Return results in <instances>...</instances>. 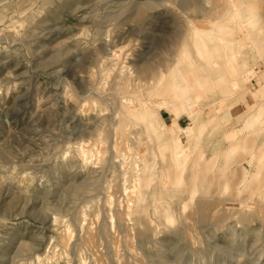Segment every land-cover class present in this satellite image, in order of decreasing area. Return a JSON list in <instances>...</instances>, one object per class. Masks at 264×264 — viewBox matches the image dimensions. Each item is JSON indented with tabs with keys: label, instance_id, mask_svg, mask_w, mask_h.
<instances>
[{
	"label": "rangeland",
	"instance_id": "obj_1",
	"mask_svg": "<svg viewBox=\"0 0 264 264\" xmlns=\"http://www.w3.org/2000/svg\"><path fill=\"white\" fill-rule=\"evenodd\" d=\"M220 1L0 0V264H264V219H254L236 234L221 226H234L254 213L255 204L241 208L245 205L241 197L248 191L235 192L238 198L227 199L225 207L219 204L223 184L233 182L228 187L232 190L234 179L243 173L255 174L259 168L252 185L247 184L252 189L256 184L260 189L264 186V62L257 59L262 52L253 51L251 44L255 41L264 50V0H231L222 16L234 17L240 27L232 24L229 32L236 33L234 39H228L226 30H218L223 23L194 17L195 11L203 15L216 4L221 7L225 0ZM191 22L213 38L228 40L212 47L211 53L224 56L223 46L235 48L245 39V53L238 56L237 64H227L224 58L209 66L201 64L187 36ZM150 36L160 43L152 44ZM183 43L198 61L200 69H189H198L199 79L186 72L187 66L178 65L176 52H181ZM170 48L174 51L168 68L155 79L147 77V82L136 85L137 80H132L129 98L133 100L117 97L113 103L108 88L123 65L133 71L140 59L148 58L156 66L159 59L169 57ZM178 67L173 75L171 69ZM181 73H189L188 83ZM138 102L145 106L136 119L119 108L121 103L133 107ZM175 116L180 123L169 125V118ZM190 116L198 128L180 137L179 130L189 125ZM144 162L148 168L141 172ZM138 175L150 182L141 186L137 200L130 194L137 190ZM117 178L121 180L116 182ZM193 180L199 183L195 201L218 200L212 212L220 219L216 228L205 229L181 217L190 209L185 197ZM116 186L120 189L115 193ZM202 188L209 191L206 197ZM83 190L88 192L82 194ZM111 204L132 206L133 216L147 224L135 231L145 228L146 233L126 243L124 226H111L105 220ZM78 216L82 228L73 222ZM197 232L200 237L191 241L189 236Z\"/></svg>",
	"mask_w": 264,
	"mask_h": 264
},
{
	"label": "bare ground",
	"instance_id": "obj_2",
	"mask_svg": "<svg viewBox=\"0 0 264 264\" xmlns=\"http://www.w3.org/2000/svg\"><path fill=\"white\" fill-rule=\"evenodd\" d=\"M223 1V0H222ZM222 1H220V2H222ZM218 2V1H217ZM230 2H231V0H225V2H223V5L221 4V7H220V5L218 6L217 4L216 5H214L209 11H208V13H204L203 15H201L200 13H197V11H195L196 13H195V18H199V19H201V20H207L208 22H210L211 24L212 23H223L222 24V26L221 27H219V31H223V30H226L227 32L225 33L227 36H228V39H234V36H237L236 35V33H232V32H229V31H231L232 29H233V26H232V24H234V26H235V28H239L240 29V27H237L235 24H237L236 23V20L235 19H233L234 17H226V18H223V17H225V16H222L223 15V13L225 12V10L227 9V6H230ZM137 3V2H136ZM215 3V2H214ZM220 4V3H219ZM149 4H147V6H148ZM129 7V6H128ZM127 7V8H128ZM184 7V6H183ZM196 7H198V6H196ZM140 8V7H139ZM143 8V7H142ZM149 8V7H148ZM147 8V9H148ZM217 8H222V9H220L219 11H217L216 9ZM229 8V7H228ZM146 9V8H145ZM182 9V8H181ZM198 9H200V7L198 8ZM231 9V8H230ZM229 9V10H230ZM139 10V9H138ZM227 11V10H226ZM231 11V10H230ZM200 12V11H199ZM229 12V11H228ZM139 13H141V10L140 11H138L137 12V15L135 16V17H138V14ZM201 13H202V11H201ZM198 14H200V15H198ZM252 16V15H251ZM250 16V17H251ZM134 17V18H135ZM142 17H144V20H145V16H143L142 15ZM252 18V17H251ZM136 19V18H135ZM139 19V18H138ZM235 20V21H234ZM253 19H251V21H252ZM234 23H233V22ZM34 22V21H33ZM135 22V21H134ZM145 22V21H144ZM202 22V21H201ZM241 22V21H240ZM142 23H143V20H142ZM203 23V22H202ZM243 24V23H242ZM190 26H191V30H190V32H189V34L190 35H187V36H191L190 38H191V43L190 44H192V49L194 48V51H195V54L197 55L196 57L198 58L197 60H199L200 62L201 61H203L204 62V64H206V66H209L208 65V63H210V62H217V63H219L220 62V60H222L223 58V61L225 62V63H229V62H232V63H235V64H237V61L239 60L238 59V56L239 55H241V54H243V53H245V47H246V40L244 39L242 42H240L239 43V46L238 47H227V46H223L224 48H225V55L224 56H222L221 54H218V53H211L210 52V50H211V48L212 47H214L215 45H217L218 43H222V44H224V43H227L228 42V40H226L225 39V37H221V38H219V39H217L216 37H214L213 38V34H209V32H207V31H202V27H199V26H197V25H195V24H193V22H191L190 23ZM153 27V26H152ZM139 31V30H138ZM201 31H202V34H201ZM131 33V32H130ZM204 33H206V34H204ZM127 34V33H126ZM165 34V33H164ZM180 34V33H179ZM167 35H170V34H167ZM175 35H177V34H175ZM161 36V35H160ZM179 36V35H178ZM184 36V35H183ZM163 37H165V36H163ZM167 37V36H166ZM185 37V36H184ZM149 38V37H148ZM172 38V37H171ZM236 38V37H235ZM150 39L153 41L152 42V44H155L157 41H156V38L154 37V36H150ZM158 39V38H157ZM169 39V38H168ZM182 40H183V37L181 38ZM185 39V38H184ZM161 40H162V38H161ZM172 41V40H171ZM235 41V40H234ZM166 42V41H165ZM173 42V41H172ZM185 42H187V41H185ZM157 43H160L159 41L157 42ZM156 43V44H157ZM163 43V42H162ZM167 43V42H166ZM170 44H171V42H169ZM175 43H176V41H175ZM179 43H182V42H179ZM187 43H189V42H187ZM230 43V42H229ZM251 44H252V50L253 51H257V52H262L261 54H258V58L257 59H259L260 61H262V62H264V53H263V51H261V45L260 44H258V43H256L255 41H251ZM166 45V44H165ZM168 45V44H167ZM166 45V46H167ZM176 45H177V43H176ZM183 46V48L181 47V52H176L177 54L178 53H180L179 55H177V57L179 58V61H178V65H180L181 66V64L182 65H185V66H187L188 67V70L186 71V72H189V73H192L195 77H197V79H199V77H200V75L198 74L199 73V71H198V69H196V70H193V71H190V69H189V67H191V66H195V68L196 67H198L199 69H200V66L197 64L198 63V61L196 60V59H194V57L192 56V54H191V52H192V50H189V48H187L188 46L186 45V43L184 44H182ZM180 46H181V44H180ZM155 48H157L158 49V51H159V48L158 47H156V45L154 46ZM263 47H264V42H263ZM167 48V47H166ZM151 50H156L157 51V49H152V48H150ZM164 49H165V46H164ZM164 49H162V50H164ZM166 50V49H165ZM171 50H173L172 48H170V49H168L167 51H169V57H163V59H159L158 60V63L156 64V66H153L152 64H150L149 63V59L148 58H146L145 56H146V54H144L145 56V58H146V60H144V61H141V59L139 60V65H135V73H134V70L132 71V68H129V66H124L123 65V67L117 72V74H116V76H115V78H114V80L112 81V82H110L111 84L109 85V88H108V91L110 90L111 92L109 93V95H110V97H111V99L113 100V103L115 104V100L117 99V97H119L121 100H123V99H128V100H133V99H130L129 98V95H130V93H132L133 92V90L130 88L129 89V87H130V85H131V83H132V80H137V83H136V85L137 84H140V82L141 81H143V80H145L147 77L149 78V79H155V77H157V75H158V73L160 72V71H163L164 69H166V68H168L169 67V62H167V61H171V53H173V51H171ZM179 50V51H180ZM176 51V50H175ZM191 51V52H190ZM193 51V52H194ZM153 52V51H152ZM66 53V52H65ZM141 53V52H140ZM155 53H157V52H155ZM175 53V52H174ZM151 53L149 52V54L148 55H150ZM158 54V53H157ZM194 54V53H193ZM194 54V55H195ZM141 56H142V54H141ZM155 56V55H154ZM140 57V56H139ZM147 57H149V56H147ZM159 58V57H158ZM148 59V60H147ZM257 59H255V60H257ZM157 60V59H156ZM135 61H136V59H135ZM154 63V61H152L151 60V63ZM131 63V62H130ZM131 64H133V62L131 63ZM201 64H202V62H201ZM198 65V66H197ZM158 67H162V69L160 70ZM184 66H182L181 68H183ZM180 67H178V68H173V69H171V71H173L174 72V74L173 75H176L175 74V72H177V70L179 69ZM130 74V75H128V73ZM172 72V73H173ZM189 73H187V74H189ZM134 74V76H132ZM184 74V75H183ZM186 73H181V78H182V80L184 81V83H188L187 82V79H188V75H187ZM202 75V74H201ZM89 76V75H88ZM117 76H119V77H117ZM113 79V78H112ZM196 79V78H195ZM148 80V79H147ZM146 81V80H145ZM147 82V81H146ZM232 84L235 86V84H236V81H233L232 82ZM133 85V84H132ZM178 87H180V84H178ZM102 90V89H101ZM100 91V90H99ZM99 91H97L96 93H97V98H99L101 101H103V97H102V95H101V93L99 92ZM102 92V91H101ZM105 92V91H104ZM99 93V94H98ZM103 93V92H102ZM107 94V93H106ZM199 95V94H198ZM113 96V97H112ZM95 97V96H94ZM145 100V99H144ZM113 103L111 102L110 104L108 103L107 105H108V107L110 108V110H111V107H112V109H113ZM142 105H144L143 103H142ZM139 102H138V104H136L135 106H129V105H126V104H120L119 106V108L121 109V111L122 112H124L125 113V116L127 115V116H131L133 119H136V118H138L139 117V114H138V110H140L141 111V109H144L143 107H141L142 106ZM111 106V107H110ZM137 106V107H136ZM145 106V105H144ZM213 110V109H212ZM109 115V114H108ZM108 115H106V116H108ZM178 116H175V118H177ZM191 118H190V122H189V125L187 126V127H181L180 128V130H179V132H180V134H178L180 137H183V135L184 134H186V133H189L190 134V132H193V130L194 129H196V128H198V124L195 122V120H194V117H192V116H190ZM109 118V117H108ZM106 119H107V117H106ZM112 119V118H111ZM100 120V119H99ZM143 120H147V117H144L143 118ZM248 120H249V118H248ZM104 122V121H103ZM110 124V123H109ZM174 124V123H173ZM165 125V124H164ZM166 127V126H165ZM216 127V126H215ZM217 128V127H216ZM209 129H210V127H209ZM215 129V128H214ZM111 130V129H110ZM127 130V129H126ZM199 133V132H198ZM122 135V134H121ZM121 135L119 136V137H121ZM103 136V135H102ZM187 136H188V134H187ZM110 137V136H109ZM122 137H124L123 135H122ZM126 137V136H125ZM249 138V137H248ZM123 139V138H122ZM211 139H213V138H211ZM103 143V142H102ZM101 143V144H102ZM244 143V142H243ZM100 144V145H101ZM117 144H119V143H117ZM122 144V143H121ZM98 145V144H97ZM109 145V147H107L108 148V150H110L109 151V153L111 152V146H110V144H108ZM122 146V145H121ZM219 147V145H216V147ZM215 147V146H214ZM214 147H212V149L214 148ZM215 147V148H216ZM241 147H243L244 148V146L243 145H241ZM101 148V147H100ZM113 149H114V147H113ZM211 149V148H210ZM209 149V150H210ZM206 151V150H205ZM208 151V150H207ZM206 151V152H207ZM78 152V151H77ZM205 152V153H206ZM71 153V152H70ZM205 153H204V155H205ZM79 154V153H78ZM100 154V153H99ZM112 154H113V152H112ZM123 155V154H122ZM163 155V154H162ZM253 155V154H252ZM112 156V155H111ZM114 157V156H113ZM113 157H111L112 158V160H113ZM174 157H176V156H174ZM250 157V156H249ZM109 158V157H108ZM160 158V157H159ZM253 158V157H252ZM112 160H111V162H112ZM97 161V160H96ZM262 160L260 159L259 160V162H261ZM109 162V160L107 161V163ZM113 162H115V161H113ZM97 163H99L98 161H97ZM141 163V162H140ZM247 163V162H246ZM94 164H95V162H94ZM100 164V163H99ZM238 165V164H237ZM96 166V165H95ZM100 166H102L101 164H100ZM163 166V165H162ZM263 166V165H262ZM97 167H98V164H97ZM94 168H96V167H94ZM99 168V167H98ZM148 168V165H146V163L144 162L143 163V166H142V169H141V172H145L146 171V169ZM262 168V167H261ZM99 169H101V168H99ZM102 169H103V167H102ZM164 169V168H163ZM254 169V168H253ZM259 168H257L256 170H255V174H251V173H243L241 176H240V178L239 179H234V180H236L237 181V184H236V186L234 185V188L232 189V190H228V187L229 186H231L232 184H233V182H232V184L230 183V185H228L227 183L225 184H223V187L221 188L222 189V192L221 191H219L220 192V194H222L221 196H222V201L221 202H219V204L220 205H222V206H226L225 205V201L227 200V199H231V200H233V199H236V198H238V196L236 197V194H238V193H240V192H242L243 193V191H248V192H246V194H245V196L242 194V196H244V197H241V202H243L245 205H243V206H241V208H246V209H251L252 207L250 206L251 204H255L256 205V209L254 210V213L253 214H251V215H248V216H245V217H243L242 219H240V220H237L236 222H235V224H234V226H231V225H229V224H222L221 226L223 227V228H226V229H228V230H230L231 232H233V233H235V232H238V230L237 229H239L240 227H249V226H251L252 224H253V222L252 221H254V219H256V220H258V221H261V219H264V192H263V188H264V186L260 189V186H258L255 182V184H256V189H252L247 183H249V182H251V184L250 185H252V183H253V181H252V179H254L256 176H257V174H258V170ZM155 170V169H154ZM165 170V169H164ZM149 171V170H148ZM158 171V170H157ZM99 172V171H98ZM121 172V171H120ZM140 172V173H141ZM168 172V171H167ZM152 173V172H151ZM154 173V172H153ZM158 173H159V171H158ZM164 173H166V172H164ZM130 174V173H129ZM141 174H143V173H141ZM118 175H120L119 173H118ZM117 175V176H118ZM121 175H122V173H121ZM131 175H132V173H131ZM134 175V174H133ZM154 175H156V174H154ZM154 175H151V176H154ZM233 175V174H232ZM123 176V175H122ZM145 176V175H144ZM148 176V175H147ZM158 176V175H157ZM111 177V176H110ZM125 177V176H124ZM135 178V177H134ZM132 179V180H135V179ZM147 178V177H146ZM149 178V177H148ZM158 178V177H157ZM156 178V179H157ZM167 178V177H166ZM119 178H117V180H118ZM121 179H122V177H121ZM120 179V180H121ZM151 179H152V177H151ZM110 180V179H109ZM120 180H118V181H116V182H119ZM149 180V179H148ZM147 179L145 180L146 182L148 181ZM164 180H165V176H164ZM167 180V179H166ZM263 180V179H262ZM144 177L142 176V175H138L137 176V179H136V181H135V183H134V186H136L137 187V190L136 189H134V191H132L133 192V195L132 194H130V198H138V196L141 198V196H140V194H141V188H142V190H143V187H141V186H143V184H144ZM179 181H181V179L179 180ZM204 181V180H203ZM125 182V181H124ZM148 182H150V180L148 181ZM156 182V181H155ZM158 182V181H157ZM235 182V181H234ZM260 182V181H259ZM104 183H107V182H104ZM110 183V185H112L111 184V182H109ZM126 183V182H125ZM159 183V182H158ZM163 183H164V181H163ZM236 183V182H235ZM234 183V184H235ZM261 183V182H260ZM115 184V183H114ZM117 184V183H116ZM122 184V183H121ZM124 184V183H123ZM122 184V185H123ZM147 184V183H146ZM153 184H154V182H153ZM192 184V189H190V193H189V191H187V193H189L187 196L188 197H185L186 199H187V202L189 203V210H188V212L186 213V215H185V217H183V216H181V214L179 215V216H181L182 218H184L183 219V221L185 220V219H188V220H190V222L192 221L194 224H196V225H199V226H204L205 227V229L206 228H209V227H215L216 228V226H218L219 225V223H220V219H219V217L217 218V217H214L213 216V214H212V212H213V210H214V208H215V206L216 205H218V200L216 201V200H213V201H208V200H198V201H195L194 200V197L196 196V192L197 191H199V183L197 182V181H195V180H193V182L191 183ZM109 185V184H108ZM107 185V186H108ZM129 185V184H128ZM132 185V184H131ZM152 185V184H151ZM77 186V185H76ZM160 186H162L161 184H160ZM210 186H211V184H210ZM109 187V186H108ZM163 187V186H162ZM165 187H167V186H165ZM82 188V187H81ZM130 188V187H129ZM135 188V187H134ZM159 188V187H158ZM105 189H107V187L105 188ZM114 189V188H113ZM119 186H116V188L114 189V192L116 193V192H118L119 191ZM123 189V188H122ZM125 189V188H124ZM163 189H164V187H163ZM263 189V190H262ZM82 190V189H81ZM145 190H149L150 191V189H147V187L145 188ZM144 190V191H145ZM159 190V189H158ZM165 190V189H164ZM74 191H76V189L74 190ZM80 191V190H79ZM105 191V190H104ZM122 191H124V190H122ZM127 191H129V190H127ZM86 192H88V190H83V192H82V194H85ZM111 192V191H110ZM113 192V193H114ZM148 192V191H147ZM157 193H158V191H156ZM201 194L204 196V197H206V195L209 193V191L208 190H206V188H202V190H201ZM224 192V193H223ZM235 192H236V194H235ZM104 193V192H103ZM107 193V192H106ZM105 193V194H106ZM125 193V192H124ZM128 193V192H127ZM150 193V192H149ZM198 193V192H197ZM227 193V194H226ZM77 194V193H76ZM148 194V193H147ZM72 195H74V194H72ZM110 195V194H109ZM112 196H113V194H111ZM127 195V194H126ZM156 195H158V194H156ZM78 196V195H77ZM105 196V195H104ZM115 196V195H114ZM129 196V195H128ZM143 196H145L144 194H143ZM165 196H166V194H165ZM147 197V196H146ZM157 197V196H156ZM167 197V196H166ZM116 198V197H115ZM115 198H113V199H115ZM125 198V197H124ZM124 198H122L123 200H125L126 201V198L124 199ZM129 198V199H130ZM145 198V197H144ZM185 198H183L181 201H184L185 200ZM203 198V197H202ZM111 199V198H110ZM143 199V198H142ZM141 199V200H142ZM147 199V198H146ZM116 201H117V199H115ZM135 200V199H134ZM138 200V199H137ZM144 200V199H143ZM113 201V200H112ZM115 201V202H116ZM142 202H144V201H142ZM156 202V201H155ZM154 202V203H155ZM165 202V201H164ZM112 203V202H111ZM126 203V202H125ZM131 203H133L132 201H131ZM147 203H148V199H147ZM161 203V202H160ZM184 203L185 202H183V205H184ZM251 203V204H250ZM120 204H121V202H120ZM130 204V203H129ZM158 204V203H157ZM156 204V205H157ZM161 204H163V203H161ZM168 204V203H167ZM106 205V204H105ZM113 204H111V206H112ZM148 205H149V203H148ZM152 205V204H151ZM178 205V204H177ZM179 205H182V203L181 204H179ZM103 206V205H102ZM110 206V207H111ZM150 206V205H149ZM154 206H155V204H154ZM154 206H152V208L154 207ZM170 206V205H169ZM172 206V205H171ZM185 206V205H184ZM132 207V206H131ZM131 207H130V205H126V206H118V205H115V206H112V208H110L109 210H108V213L105 215V220L106 219H109V224L111 225V226H114V225H116L117 227H119V228H121L122 226H124V236H125V239H126V243H129V242H132V240L134 239V238H138V237H141L144 233H146L145 232V228H144V231H143V229L142 230H139L138 232L137 231H135L136 230V228H137V226H143V227H147V224L143 221V219H141V218H135L134 216H133V214H132V209H131ZM148 207V206H147ZM151 207V206H150ZM149 207V208H150ZM164 205L162 206V208L164 209ZM175 207H176V205H175ZM155 208V207H154ZM156 208H158V207H156ZM160 208H161V206H160ZM170 208V207H169ZM173 208V207H172ZM172 208H171V210H172ZM180 208V207H179ZM218 208V207H217ZM254 208V207H253ZM99 209V208H98ZM142 209V208H141ZM168 209V208H167ZM173 209H175V208H173ZM216 209V208H215ZM106 210V209H105ZM147 210V209H146ZM158 210V209H157ZM165 210V209H164ZM163 210V211H164ZM136 211V210H135ZM142 211V210H141ZM155 211V210H154ZM153 211V212H154ZM161 212H162V210H160ZM169 211V210H168ZM173 211V210H172ZM186 211V210H185ZM215 211V210H214ZM156 212V211H155ZM166 212V211H165ZM175 212V211H174ZM180 212V211H179ZM217 212V211H216ZM215 212V213H216ZM147 213H149L148 211H147ZM151 213V212H150ZM150 213H149V215H150ZM160 213V212H159ZM164 212H162V214H163ZM146 214V213H145ZM155 214V213H154ZM171 214H173V213H171ZM217 214V213H216ZM151 215H152V213H151ZM150 215V216H151ZM163 215H165V214H163ZM184 215V214H183ZM82 216V215H81ZM168 216V215H167ZM220 216V215H219ZM154 218V216H151V218ZM162 217V216H161ZM172 217V216H171ZM173 217H176V216H173ZM178 217V216H177ZM78 218H79V216L78 217H76L75 218V220L73 221L74 223H75V225L76 226H80V225H78L77 224V220H78ZM152 218V219H153ZM164 218H165V216H164ZM55 219V218H54ZM159 219V218H158ZM174 220H175V218H174ZM178 220V219H177ZM155 221H156V219H155ZM160 221V220H159ZM99 222L97 221V224H98ZM101 223V222H100ZM179 223V222H178ZM87 224V223H86ZM85 224V225H86ZM262 225H263V223H261ZM57 225V224H56ZM100 225V224H99ZM103 225H106L105 223H103ZM102 225V227H104ZM180 225H182V223L180 224ZM183 225H186V224H183ZM182 225V226H183ZM54 226V225H53ZM177 226H178V224H177ZM195 226V225H194ZM193 226V227H194ZM256 226V225H255ZM81 228H82V226H80ZM83 227H84V225H83ZM97 227H98V225H97ZM116 227V228H117ZM162 227V226H161ZM186 227H188V226H186ZM263 227V226H262ZM109 228V227H108ZM123 228V227H122ZM142 228V227H141ZM221 228V227H220ZM80 229V228H79ZM104 229H106V228H104ZM110 229V228H109ZM164 229V228H163ZM225 229V230H226ZM263 229H264V227H263ZM166 230V229H165ZM172 230V229H171ZM174 230V229H173ZM173 230L171 231V233H174L173 232ZM177 230V229H176ZM179 230V229H178ZM177 230V231H178ZM224 230V231H225ZM60 231V230H59ZM82 231V230H81ZM90 230H88V232H89ZM106 231V230H105ZM132 231H134V233H132V234H134L133 236L131 235V233L130 232H132ZM193 231V230H192ZM253 231V230H252ZM71 232V231H70ZM95 232H96V230H95ZM108 232H109V230H108ZM255 232V231H254ZM260 232V231H259ZM61 233V232H60ZM91 233H92V231H91ZM167 233V232H166ZM194 233V232H193ZM232 233V234H233ZM62 234V233H61ZM87 234V233H86ZM157 234V233H156ZM170 234V233H169ZM200 234H201V232H197L195 235H192L191 234V236H189V239L191 240V241H196L199 237H200ZM212 234V233H211ZM236 234V233H235ZM91 235V234H90ZM176 235V234H175ZM252 235V234H251ZM254 235V234H253ZM67 236V235H66ZM93 236V235H92ZM107 236V235H106ZM157 236V235H156ZM188 236V235H187ZM204 236H206V235H204ZM247 236V235H246ZM246 236L244 237V238H246ZM230 237H231V235H230ZM238 237V236H237ZM257 237V236H256ZM255 237V238H256ZM260 237V236H259ZM71 238V237H70ZM80 238H82V236L80 237ZM96 238V237H95ZM109 238V237H108ZM122 238V237H121ZM250 238V237H249ZM60 239V238H59ZM84 239V238H83ZM89 239V238H88ZM150 239H152V238H150ZM149 239V240H150ZM232 239V238H231ZM242 240H244L243 238H241ZM254 239V238H253ZM144 240H146L147 241V239H144ZM144 240H142V241H144ZM155 240H156V237H155ZM200 240V239H199ZM252 240V239H251ZM260 240V239H259ZM258 240V243H261V240L259 241ZM67 241H69V243H70V240H67ZM89 241V240H88ZM141 241V240H140ZM141 241V242H142ZM223 241L225 242V238L223 239ZM231 241V240H230ZM244 241H246V240H244ZM253 241H256V239L255 240H253ZM263 241V240H262ZM61 242L63 243V244H65V241H64V238H61ZM82 242H83V240H82ZM150 242H152V241H150ZM149 242V243H150ZM154 243L156 242V241H153ZM199 242V241H198ZM207 242V241H206ZM251 242V241H250ZM97 243V242H96ZM113 243V242H112ZM120 243V242H119ZM148 243V242H147ZM153 243V244H154ZM164 243H165V241H164ZM200 243V242H199ZM198 243V245H200ZM223 243V242H222ZM253 243V242H252ZM251 243V244H252ZM256 243H257V241H256ZM257 243V244H258ZM86 244V243H85ZM117 244V243H116ZM156 244V243H155ZM161 244H162V242H161ZM226 244V243H225ZM238 244H240L241 245V243L239 242ZM246 246H247V244L246 243H244ZM243 244V245H244ZM125 245H127V244H125ZM130 245V244H129ZM194 245H196V244H194ZM244 245V246H245ZM256 245V244H255ZM29 246V245H28ZM113 246H115V245H113ZM117 246V245H116ZM133 246H135V245H133ZM137 246V245H136ZM135 246V247H136ZM140 246V245H139ZM148 246V245H147ZM146 245H145V247H147ZM153 246V245H152ZM157 246V245H156ZM193 246V245H192ZM217 246V245H216ZM216 246H215V248H216ZM219 246V245H218ZM222 246V245H221ZM228 246V245H227ZM257 246V245H256ZM154 247V246H153ZM230 247V245L227 247V249ZM239 247V246H238ZM250 247V246H249ZM118 248H119V246H118ZM117 248V249H118ZM137 248V247H136ZM187 248H189V247H187ZM201 248V247H200ZM209 248H211V247H209ZM222 248V247H221ZM247 248H248V246H247ZM251 248H252V246H251ZM67 249V248H66ZM105 249V248H104ZM107 249V248H106ZM115 249V248H114ZM138 249V248H137ZM155 249H157L158 250V248H156L155 247ZM173 250H175L174 249V247L172 248ZM171 249V250H172ZM212 249V248H211ZM233 249V248H232ZM240 249V248H239ZM254 249V248H253ZM264 248H262L261 249V253H263L264 252V250H263ZM28 250V249H27ZM102 250V249H101ZM132 250V249H131ZM138 250H140V249H138ZM137 250V251H138ZM142 250V249H141ZM140 250V252L142 253V251ZM148 250V249H147ZM156 250V251H157ZM162 250V249H161ZM224 250H226V249H224ZM250 250V249H249ZM85 251H86V249H85ZM107 251V250H106ZM111 251V250H110ZM128 251V250H127ZM134 251V250H133ZM136 251V252H137ZM145 251V250H144ZM160 251V250H159ZM183 251V250H182ZM259 251V250H258ZM257 251V252H258ZM151 252V251H150ZM173 252H175V251H173ZM173 252H171L172 253V255H173ZM192 252V251H191ZM190 252V253H191ZM229 252H230V250H229ZM237 252H238V249H237ZM247 252V251H246ZM251 252L252 251H250L249 253L251 254ZM255 252H256V250H255ZM83 253V252H82ZM86 253H87V251H86ZM160 253V252H159ZM166 253V252H165ZM170 253V254H171ZM176 253H179V252H176ZM180 253H183V252H181L180 251ZM202 253V252H201ZM223 253V252H222ZM239 253H240V251H239ZM241 253H243V251L241 252ZM112 254H114V253H112ZM161 254H162V252H161ZM221 254V253H220ZM219 254V255H220ZM225 254V253H224ZM223 254V255H224ZM257 254V253H256ZM91 255V254H90ZM133 255V254H132ZM138 255V254H137ZM166 255H167V253H166ZM180 255V254H179ZM191 255H193V253L191 254ZM194 255H195V253H194ZM223 255H222V257H223ZM226 255V254H225ZM253 255H254V252H253ZM258 255H261L260 254V252L258 253ZM136 256V255H135ZM227 256V255H226ZM244 255L242 254V257H243ZM254 256H256V255H254ZM262 256V255H261ZM166 257V256H165ZM176 257H177V255H176ZM219 257V256H218ZM225 257V256H224ZM233 257H234V259H235V256L233 255ZM238 257V256H237ZM263 257V256H262ZM110 258H111V256H110ZM159 258H161V257H159ZM163 258V257H162ZM168 258V257H167ZM169 258H170V256H169ZM220 258V257H219ZM226 258V257H225ZM244 258V257H243ZM249 258H250V256H249ZM257 258V257H256ZM259 258V257H258ZM261 258V257H260ZM179 259V258H178ZM204 259H205V257H204ZM212 259V258H211ZM217 259V258H216ZM222 259V258H221ZM239 259V258H238ZM160 260V259H159ZM181 260V259H180ZM209 260V259H208ZM220 260V259H219ZM244 260V259H243ZM243 260H241V262L243 261ZM253 260H254V258H253ZM256 260V259H255ZM254 260V261H255ZM96 261V260H95ZM122 261V260H121ZM163 261V260H162ZM206 261V260H205ZM221 261V260H220ZM219 261V262H220ZM233 261H235V260H233ZM258 261V260H257ZM256 261V262H257ZM84 262V261H83ZM92 262V261H91ZM122 262H124V261H122ZM130 262V261H129ZM135 262V261H134ZM167 262V261H166ZM214 262H215V260H214ZM224 262V261H223ZM222 262V263H223ZM228 262V261H227ZM245 262V261H244ZM252 262V261H251ZM260 262V261H259ZM259 262H258V264H259ZM147 263V262H146ZM169 263V262H168ZM206 263V262H205ZM221 263V264H222ZM254 263V262H253ZM124 264V263H123ZM162 264V263H161ZM164 264V263H163ZM224 264V263H223ZM230 264V263H229ZM231 264H232V261H231ZM237 264V263H236ZM239 264V263H238ZM255 264H257V263H255Z\"/></svg>",
	"mask_w": 264,
	"mask_h": 264
},
{
	"label": "crops",
	"instance_id": "obj_3",
	"mask_svg": "<svg viewBox=\"0 0 264 264\" xmlns=\"http://www.w3.org/2000/svg\"><path fill=\"white\" fill-rule=\"evenodd\" d=\"M162 118H163V120H165V118L163 116H162ZM169 120H170L169 125H171L173 123H176V124H179L180 123V121H179L180 120V117H178V118L170 117Z\"/></svg>",
	"mask_w": 264,
	"mask_h": 264
}]
</instances>
